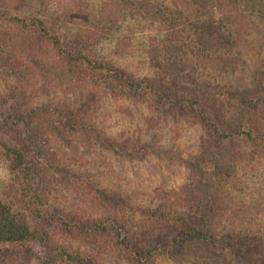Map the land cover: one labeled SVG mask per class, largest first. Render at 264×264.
<instances>
[{
  "label": "rangeland",
  "instance_id": "rangeland-1",
  "mask_svg": "<svg viewBox=\"0 0 264 264\" xmlns=\"http://www.w3.org/2000/svg\"><path fill=\"white\" fill-rule=\"evenodd\" d=\"M131 1L163 9L172 19L152 18L131 8L118 10L115 0H0V45L12 43L14 32L23 33L15 18L30 25L41 20L49 38L78 47L140 82L159 80L168 85L171 94L187 96V90L174 88L150 57L161 39L173 33L183 35V20L194 9L187 0ZM260 6V16L253 18L258 29L244 38L237 54L227 58L226 67L214 70L195 65L188 71L190 79L196 84L204 79L212 87L231 93L264 86V1L255 11ZM112 9L118 10L114 12L117 20L111 17ZM31 29L30 40L15 53L17 59L0 53V197L6 199L11 189L12 194L20 189L22 181L19 170L4 154L3 146H9L24 151L28 161L56 166L50 179L52 192L44 191L46 204L40 218L24 209L25 204H17L29 214L33 228L42 229L56 245L90 256L95 264H236L234 249L226 248L222 256L214 251L212 259L193 254L183 263L173 262L163 251L170 237L184 230L185 223L199 222L192 219L197 202L182 194L191 175L186 163L200 159L201 143L208 138L197 113L183 106L178 109L152 103L149 96L136 99L127 87L110 79L82 76L72 87L61 86V81L51 80L50 72L40 71L43 65H49V71L56 68L58 52L53 41ZM9 45L5 44L6 49ZM41 107L70 112L75 120L85 121L93 135L82 140L69 119L62 127L39 128L33 136L23 124L9 121L21 111ZM224 107L221 97L208 105L218 119L226 114ZM34 145L42 146L45 155H39ZM244 151L249 155L247 161L240 164L227 185L231 195L225 194L212 229L225 241L229 235L254 232L247 254L261 262L264 154L251 160V146L245 145ZM105 220L124 227L108 225L113 234L99 240L92 235L77 236L71 230V226L83 228ZM124 235L134 244L156 241L162 255L153 253L151 261L136 259L119 243ZM0 264L47 263L39 251L31 254L20 245L5 244L0 245Z\"/></svg>",
  "mask_w": 264,
  "mask_h": 264
},
{
  "label": "trees",
  "instance_id": "trees-1",
  "mask_svg": "<svg viewBox=\"0 0 264 264\" xmlns=\"http://www.w3.org/2000/svg\"><path fill=\"white\" fill-rule=\"evenodd\" d=\"M194 9L185 16L183 35L173 33L161 39L151 53V59L156 61L165 72L166 77L172 82L174 88L181 87L187 90L186 95L177 97L168 90V85L159 80L138 81L121 72L109 62L97 61L86 52L69 43H64L56 37L49 38L45 24L41 20H34L30 25L24 19H14V23L23 32L19 35L14 32L13 41L0 45V53L17 59L15 53L26 46V39L32 35V28H36L42 38L51 39L57 50L54 60L58 59L56 68L49 71V65L40 67L43 73L50 72L52 81H61V86H73L78 77L87 76L90 79L111 80L127 87L130 94L139 100L147 96L152 103L170 105L180 109L182 106L197 113L201 118L208 138L201 143L200 159L187 162L186 167L190 172V182L182 189L186 199H194L196 214L193 220L184 224V230L178 236H171L164 253L173 262L183 263L190 259V255L198 258H210L214 251L222 256L227 249H234L236 264H264L254 255H248L247 249L255 237L254 232L233 234L222 240L212 229L213 220L218 216V210L223 203L226 187L234 180L240 164L246 162L248 153L244 151L245 145L251 146L253 157L264 154V86L257 85L253 90L245 92H225L211 84L201 81L196 84L190 79L189 70L195 65L221 68L228 57L237 54L244 38L251 31L258 29L255 17L260 16V9L256 6L264 0H187ZM120 10L128 8L144 13L152 18L172 19L163 9L148 8L135 4L131 0H115ZM117 9L111 10V17ZM251 11L249 14L248 11ZM249 14V15H247ZM110 17V16H109ZM178 16H176L177 19ZM116 18V19H114ZM118 16L112 17L117 20ZM253 20H252V19ZM107 21L109 18H105ZM36 34V33H35ZM185 34V36H184ZM33 38V37H32ZM94 41H96L94 39ZM6 45L7 49H6ZM7 51V52H6ZM7 57L5 60L7 61ZM207 68H204V70ZM214 69V70H216ZM212 70V71H214ZM191 72V70H190ZM85 78V77H84ZM86 80V79H85ZM188 84V85H187ZM186 85V86H184ZM221 97V108L224 106L226 114L220 119L209 110L208 105L214 98ZM69 119L71 127L80 133L82 140L90 139L93 135L85 121H77L70 112L64 109L50 111L49 108H38L32 111L25 110L9 119L13 124H23L31 136L42 127H57ZM99 139L100 136H98ZM39 155H45L44 148L34 145ZM6 158L19 170L21 176L20 189L7 198L0 197V245H20L34 254H42L47 264H95L90 256H84L73 250L62 248L53 243L42 229L33 228L30 216L26 211L18 208L17 204H25L24 209L40 218V211L45 207L44 191L52 192L51 177L56 169L55 164L49 163L43 167L36 161H28L24 151L9 146H3ZM264 212V210H263ZM38 214V215H36ZM95 221L94 226L80 228L71 226L72 232L77 236L91 235L97 240L102 236L110 237L113 229H118L122 223L115 225L113 222ZM120 233V232H118ZM99 237V238H98ZM262 241V240H261ZM119 243L131 255L139 260L151 261L155 254L162 255L156 241L132 243L128 235L119 239ZM229 247V248H228ZM176 249H179L178 252ZM194 250L195 253H192Z\"/></svg>",
  "mask_w": 264,
  "mask_h": 264
}]
</instances>
